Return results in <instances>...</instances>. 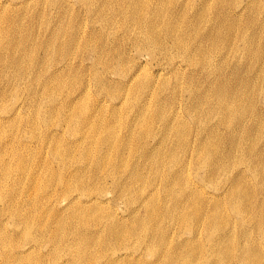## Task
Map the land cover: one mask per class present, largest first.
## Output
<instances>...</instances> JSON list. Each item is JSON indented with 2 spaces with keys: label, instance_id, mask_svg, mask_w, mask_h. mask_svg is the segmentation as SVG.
I'll return each instance as SVG.
<instances>
[{
  "label": "rangeland",
  "instance_id": "374dc122",
  "mask_svg": "<svg viewBox=\"0 0 264 264\" xmlns=\"http://www.w3.org/2000/svg\"><path fill=\"white\" fill-rule=\"evenodd\" d=\"M10 1L16 3V5H0V28H4L8 20L13 17L27 19L23 34L24 36L26 35L25 39H28L29 45L32 42H34L33 44L36 43L34 50H30L28 53V58L34 60L40 57L43 62L48 58V63L50 61H58L56 65L54 63H52L53 65L49 64L50 67L44 71L45 74L51 73L60 67L65 71V73L61 75L62 80L59 82L60 89L58 88V93L54 101L49 104H45L44 102L39 104L45 107L48 105V107L51 106V108H57L59 110L66 101V99L63 100L64 98L81 89L84 93L81 98L85 97L84 101L86 104L90 107L96 106V108H99V105L102 104L105 109L104 113L101 115L102 118H100L99 113V118L97 119L106 120V124L110 125L114 133V140L117 141L116 144L114 143L112 145L114 150L116 145L120 144L121 141L129 139L130 131L134 132L131 139L128 140L130 143L122 150L124 151L125 157H130L131 160H136L137 156H140L142 151L145 150L144 145L139 147L141 141H144V143L146 142V149H151L153 144L156 145L157 142L160 141L155 136L160 128L159 122L161 120L157 117L159 113H163L166 116L170 113L180 115L176 116L177 120L180 122H186V120H188L192 123L198 122L197 119H201V113L196 114L195 111H192V113L188 112L186 107H184L186 102L191 100L189 99L190 93L187 91L189 85L200 89L201 93L209 92V95H211L210 101L214 104L213 112H210V114H212L214 119L211 120L206 118V114L202 118V121L207 120L209 124L210 122L215 123L219 115L218 112H215L218 104L215 103L218 100L216 98V92L219 89L230 92L237 91L242 96H244V93L249 95L248 98L241 97L237 105L247 110L242 122L236 123L234 121V116L229 118L232 123L230 129H234L237 138H249L248 132H252L248 129L249 126L245 125V123L248 125L251 124L252 115L249 112L250 109L254 110L253 107L261 106L264 110V0H214L210 7L202 9V12L205 13L203 28L211 33L207 40V43H209L207 49L213 48L211 53L216 51L214 53V61L212 65H207L205 69L206 74L203 75V77L192 73L194 67L190 62H186L178 57L174 58L172 62L163 56L159 57V51L154 53L142 47L141 42L136 38L137 34L131 32L127 24L121 21V19H117L116 24L111 23V26H102L103 22L100 21L101 18H98L99 14L92 5L93 2L98 0ZM23 1H25V3H21ZM171 1V9L180 6L183 8L182 14H184L185 18L182 19V23L184 25L188 22V19H186L187 16L192 15L196 7H200L205 3L204 0ZM33 15L37 16L38 19L31 20L29 28L32 35H29L26 28L29 17ZM217 17H220V19L215 20ZM59 18H69V21L66 20L63 27L60 29V35H62V33L64 34V27H66L69 30L68 33L76 30V34H79L78 37L80 36L82 47L74 49L76 51L73 54H71L70 51L67 54L63 51L58 54H48L45 49L38 48L43 45H37V43L41 40L45 41L46 37L50 35L51 29L56 26L57 19ZM71 19L73 20L70 21ZM78 22L82 23L81 30L74 28ZM214 24L217 26L216 29H212ZM68 33L66 32L64 38L68 37ZM93 33L98 34L90 38V35ZM86 37L90 39L86 40ZM115 38H120V42L123 41V45L119 46L115 54L116 60L112 62L111 58H105L102 55L103 52H100L99 56L102 62L97 68L102 70V68L107 65L104 75L108 80H112V82H110L112 83V88H124L129 93L130 90L134 88L130 89V86H125L124 81H119L121 80L123 72L130 70L132 67L134 72L137 71V74H145L149 78L154 77L156 83L151 87L149 94L144 98L140 96V99H138L132 94L127 95V93H124L123 95L118 94L119 96L113 99L105 92H100L96 88L93 77L95 76L94 71L97 68L95 70H84L80 66L82 63L86 65L93 64L94 68L96 65L94 58L97 57L98 61L100 60L98 54L95 55L92 53V47H86L88 43L95 45L100 43L107 44L108 40L114 42ZM15 39H20V36H15ZM119 53L124 55V65H119L120 60L117 61ZM64 56L66 57L65 60L62 58ZM159 59L162 60L163 63H161L162 61L160 62ZM66 60L72 62L68 67L65 66ZM136 60H139L138 64H141L137 68L134 67ZM176 65L179 69H174ZM217 66L222 67L223 74L226 76L231 74L239 76V81L234 84H230L229 82L222 84L223 79L219 78L220 73H218V76L211 74V69L213 70V68ZM158 73H161L160 76H158ZM177 79L178 81L175 83ZM165 80H167L168 83L171 82L167 88H164L163 85ZM9 81L12 83V79ZM31 81L34 83L36 82L34 79H31ZM89 81H91V85L86 90L85 85ZM22 84L24 85L26 83L22 82ZM2 85L3 83L1 82L0 89ZM15 85L19 84L16 83ZM175 86H178V89L173 90ZM12 87H14V85ZM139 89L142 91V86ZM27 92L28 88L23 86L22 90L15 91L11 95H6L4 97L0 96V110L11 109L13 104L17 101V97L21 96L19 94H25ZM251 96H253V99H251ZM103 99H106V102L102 103L101 100ZM238 101L239 99L237 102ZM139 103H143L145 106L143 108L144 115L136 117V112L140 108ZM145 103H147V105ZM206 103L203 102L201 105L198 103L196 106L206 110L205 108L207 107L208 109L210 106L209 103ZM193 104H196L194 100ZM36 107L37 104L35 102L27 101L20 116H7L2 119L5 121V138H3L5 141H10L11 143L14 139V142H12L13 144L21 143L25 145L28 147V153L31 158L32 155L38 156L40 153L43 154V157L35 160V162L28 161L26 169L16 168L10 182L7 184L10 190H16L17 187H22L21 190L16 191L17 193L14 191L13 193L15 194L14 199L17 200L18 198L19 200V202H17L18 207L23 211V221H19L15 224L11 221L9 212L7 215L0 214V218L4 220L3 224L5 225V223H7L8 229L15 234L13 237H17L18 243L13 247L15 251L23 247L26 235H30V237L27 238H35L38 236L43 237L45 233L40 247L32 248V252L29 254L31 255L30 258L35 263H41L43 261L44 264H62L63 260L65 262H67V260H79L80 256L77 257L78 255H75L71 250L74 255V258L72 257L70 249L66 246L68 242H77L83 245L87 244L88 246L85 245L83 250L92 245V247H94L93 251L100 254L106 247V240L115 237V234L108 233L100 236L102 233L98 235L97 231L113 216L117 218V223L120 224L119 229L122 231V239L126 245V248L119 251V253L123 255L126 253L125 256L127 257L122 264H154V262L155 264H220V261L225 264H240L238 262L239 260L234 257H223L218 259L206 251L210 242L225 232L232 236V242L234 238L235 242L238 241L242 244L246 242L242 239V235L246 238L253 236L256 241L254 249L259 251L264 250V234H260L255 225H251L252 227L250 226L251 228L249 227L250 229L244 233L245 229L243 228V222L240 216L233 210V205L239 203V201L232 202L228 200L226 204L218 208V212H213L211 219L216 222V225L221 224V226L214 227H209L208 221H205L204 225L198 223L199 221H197V219L195 221L198 214L201 216L205 214L201 199L197 197H195L192 204L196 212H191L188 208H184V210L181 208L182 211L178 209H170L166 212L160 211L159 206H170L174 204L178 198L184 202L188 197L186 192L189 187H195L194 183L191 185L193 182L191 180L200 178L199 174L202 175L205 171L201 165L198 166L197 163L195 164V160L192 161V163H188V158H186L185 162L183 161L184 154L178 141L176 143L179 146L177 159H174L170 154L168 160L163 162L160 170L156 172L151 170V164L145 167L142 166L146 174V180L141 182L142 189L137 191L136 195L133 196L134 199L131 201L126 195L122 196L120 193H114L113 191L112 193L108 192L107 186H111V178L108 176L107 179L109 183H106L103 178V170L97 176H90L88 180L89 185L86 187V192L90 191L91 195H81L82 191L75 189L72 190V192L64 193L63 188L65 185L61 176L63 169L56 159H52V153L49 155L47 147L43 146L41 141L44 138V132L47 130V127L51 128L50 130H57L55 137H57L60 142L62 141V143H65V141H73L74 135L69 133V126L64 119V112H68V109L63 108L62 114L54 111L51 117L52 120L49 125H46L40 118H37L39 116L35 114ZM114 112H116V114H114ZM205 112L208 114L207 111ZM154 113L156 114L154 115ZM30 120L34 121L35 124H30ZM137 120L138 122H136ZM128 124L133 125L128 126ZM255 129L257 130H255L253 134L256 135L257 140L259 131L261 130L258 129V126ZM223 132H225V129L221 131V134L225 135L226 133L224 134ZM139 134L142 137H140ZM196 136L195 130L189 129L186 132L187 139L189 138L195 141ZM201 136L202 135H199L198 137ZM11 137L12 139L10 140ZM78 138H80V135H78ZM160 142H162V144L159 143L156 145L154 150L158 148L164 149L163 147H165L164 143H166V140ZM247 143L249 144V140H247ZM118 146L123 147L122 144ZM258 146H262V144ZM220 150L223 151L222 154H225L228 147L219 148V154ZM153 151L150 150L149 152ZM47 156L48 159H50L45 161ZM11 159L12 161L14 159L12 154L9 160ZM13 162L14 166H16V160ZM235 162L238 164L234 166L233 171L236 173L237 171H244L246 176L250 177L246 184L253 186L264 183L255 178L247 169L246 163H240V160L237 158H235ZM73 164L74 162L71 163V165ZM164 164L167 165L166 170H164ZM80 165H83L81 159L76 162L75 166H70L68 169H73ZM257 167L262 175H264V161L257 163ZM134 168L135 166L133 164L123 167L120 176L126 180V178L130 177ZM170 168L181 170L183 175L173 181V184H177V189L166 193L164 191L165 182L163 176L166 180V175ZM36 171L40 173L39 178L36 180L29 178L32 177V173ZM24 172H26V179H20V175ZM228 178L230 177L225 176L221 184L224 185L228 181ZM51 179L52 183L50 185L43 184V181L46 182ZM181 186L184 190L178 196L179 192L177 190L181 188ZM111 188L113 189L112 186ZM197 188V190L204 195L216 194L217 192L214 188L207 185H205V189L203 190H201L199 186H197ZM99 190L103 192L106 191L103 198H105V201H108V203H87V205H91V208L96 207L101 210L99 214L100 219L95 222L96 224H92L93 222L90 223L91 225H86V223L83 225H79L78 223L70 224L68 217V223L62 222L60 227H55L58 216L67 217L70 215V210L68 209L65 213H60V210L53 208H56V206L63 208L62 206L67 203L69 198L76 196H79V200L77 199L78 203H75L74 207L80 208V204L86 202L85 200H88L92 196L96 197L101 195L98 192ZM53 191L55 194H53L52 197L49 196V193L52 194ZM46 192L48 193L44 194ZM258 195L260 198L262 197L261 193ZM144 198H146V204L142 203L140 206H137ZM251 199H253V197H251ZM155 202H157V206H155V209L150 210L148 204L152 205ZM247 202L248 200L245 199L244 203ZM43 204L46 210L48 209V213L46 212L42 216L41 225L36 226L33 223V219L30 220V218L35 217L32 215L38 210V207H42ZM0 205L2 206V204ZM209 212H211V210H209ZM246 215L249 218L254 217L252 212H247ZM262 215L264 216V211ZM144 218H150V223L146 224ZM203 218L208 219V216L205 214ZM132 229H135V231ZM47 235L57 238L51 241L47 238ZM180 241L185 242L184 247L178 246ZM232 242L225 244L226 246L224 244L222 246H224V249L229 248V250H231ZM54 244H58L59 254L54 255ZM177 255L181 257H175L174 259L173 256ZM161 256H165L164 260H160ZM95 257L99 260L103 256L100 255ZM140 257H142V260ZM138 258H140V261H137ZM156 260H159V262ZM89 264L97 263L92 260ZM255 264H264V260L258 259V262Z\"/></svg>",
  "mask_w": 264,
  "mask_h": 264
},
{
  "label": "bare ground",
  "instance_id": "6f19581e",
  "mask_svg": "<svg viewBox=\"0 0 264 264\" xmlns=\"http://www.w3.org/2000/svg\"><path fill=\"white\" fill-rule=\"evenodd\" d=\"M204 1L205 3L200 7H196V10L192 15L187 16L186 19H188V22L186 25L182 23V19L185 18L184 14H182L183 8L180 6L171 9V0H98L93 2L92 5L99 14L98 18H101L100 21L103 22L102 26H111V23L116 24V20L121 19V21L127 24L131 32L137 34L136 38L141 42L142 47L154 53L159 51V57L163 56L172 62L176 57L186 62H190L194 67L192 73L203 77V75L206 74L205 69L207 68V65H212L214 61V53L216 52L214 51L211 53L213 48L207 49L209 45L207 40L211 33L203 28L205 13L202 12V9L210 7L214 0ZM21 3H25V1ZM10 4L16 5V3L11 2L10 0H0V5L9 6ZM33 19H38V17L35 15L29 17L26 28L29 35H32L29 25ZM219 19L220 17L215 18V20ZM66 20L69 21V18L57 19V24L51 29L50 35L46 37L45 41L41 40L37 43V45H43L38 47L39 49H45L48 54H58L62 51L66 54L70 51V53L73 54L76 51L74 49L82 47L80 36L78 37L79 34H76V30L68 33V28L64 27V34L62 33V35H60V29L63 27ZM72 20L73 19L70 21ZM26 22L27 19L25 18L13 17L8 20L7 25L4 28H0V83H3L0 89V96L4 97L6 95H11L15 91L22 90L23 86L28 88L27 93L19 94L21 96L17 97V101L13 104L11 109L0 110V204H2V206L0 205V214L7 215L9 212V217L15 224L19 221H23V211L18 207L17 202H19V200L18 198L17 200L14 199L15 194L13 193V191L17 193L16 191L21 190L22 187H17L16 190H10L9 185L7 184L10 182L12 174L16 168L26 169L28 161L35 162V160L43 157V154L40 153L38 156L32 155L31 158L28 153V147L21 143L13 144L12 142H14V139L11 143L10 141H5L3 139L5 138V121L2 119L7 116H20L23 112L25 103L27 101H33L37 104V107L35 108V114L39 116L37 118H40L46 125H49L52 120L51 117L54 111L62 114L63 108L68 109V112H64V119L69 126V133L74 135L73 141H65V143H62V141L60 142V140L55 137L57 130H50L51 128L49 127H47V130L44 132V138L41 141L42 145L47 147L49 155L52 153V159H56L63 169L61 176L65 185L63 188L64 193L72 192V190L75 189L81 190V195H91L90 191L86 192V187L89 185L88 180L90 176H97L103 170L104 181L109 183L107 177L109 176L111 178V186L113 189L108 185V192L112 193L113 191L114 193H120L122 196L126 195L131 201L134 199L133 196L136 195L137 191L142 189L141 182L146 180V174L144 168L142 169V166L145 167L148 164H151V170L156 172L157 170H160L163 162L168 160L170 154L174 159H177L179 146L176 143L178 141V144L181 145L180 147L183 150V161L185 162L186 158L189 160L188 163H192V161L195 160V164L197 163L198 166L201 165L205 171L202 175L199 174L200 178L191 180L193 181L191 185L194 183L196 188L189 187L186 192L188 197L184 202L178 198L174 204L170 206H159L160 211L162 210L163 212H166L170 209L181 210V208H183L184 210V208H188L191 212H196L194 211L192 204L195 197H197L201 199L208 219L203 218L205 214L203 216L198 214L195 221L197 219V221H199L198 223L203 225L205 224V221H208L209 227H214L221 226V224L216 225V222L211 219L213 212H218V208L226 204L228 200L232 202L239 201V203L233 205V210L238 216H240V219L243 222V228L245 229L244 233L255 225L259 233L264 234V216L262 215L264 211V183L253 186L248 185L246 182L250 177H247L244 171H237V173L233 171L234 166L238 164L235 162V158H237L240 160V163H246L247 169L257 180L264 182V175H262L257 167V163L264 161V110L261 106L253 107L255 111L250 109L249 112L252 115L251 124L248 125L244 122L245 125L249 126L248 129L252 131L248 132L249 138H237L234 129H230L232 127V123L229 120L231 116L235 117L234 121L236 123H241L245 118L247 110L237 105L239 104L241 97H249L247 93H244V96H242L237 91L230 92L219 89L216 92V98L218 100L215 102L218 103L215 112H218L219 115L215 123L210 122L209 124L207 120L202 121V118L206 114V118L211 120L214 119L212 114H210V112H213L214 104L210 101L211 95H209V92L201 93L200 89L189 85L187 91L190 93L189 99L191 100L186 102L184 107H186L188 112L192 113V111H195L196 114L201 113V119H197L198 122L192 123L188 120H186V122H180L176 118V116L180 115L170 113L166 116L165 114L158 112L159 114L157 117L161 121L159 122L160 128L155 136L160 141L166 140V143H164L166 148L163 147L164 149L158 148L154 150L156 145L159 143L162 144V142L159 141L156 145L153 144L151 149H146V142L144 143V141H141L139 147L144 145L145 150L142 151L140 156H137L136 160H131L130 157H125L124 151L122 150L128 145V143H130L128 140L131 139L134 132L130 131L129 139L121 141L120 144L116 145L114 150L112 145L114 143L116 144L117 141L114 140V133L111 130L110 125L106 124V120L97 119L99 118V113L100 118H102L101 115L104 113L105 109L102 104L99 105V108H96V106L90 107L86 104L84 101L85 97L81 98L84 94L81 89L64 98L63 100L66 99L64 105L67 107L63 105L59 110L57 108H51V106L48 107V105L45 107L39 104L41 102L49 104L54 101L58 93L57 90L60 86L59 82L62 80L61 75H63L65 71L60 67L51 73L45 74L44 71L50 67L49 64L54 63L56 65L58 64V61H50L48 63V58L44 62L40 57H37V59L34 60L28 58V53L30 50H34L36 43L33 44L34 42H32L29 45L28 39H25L26 35L24 36L23 29L25 28ZM216 27L217 26L214 24L212 29H216ZM74 28L81 30L82 23L78 22ZM66 32L68 33V37L64 38ZM97 34L98 33L91 34L90 38ZM17 35L20 36V39L18 40L15 39V36ZM90 38L86 37V40H89ZM119 39L115 38L114 42L108 40L107 44L100 43L95 45L88 43L86 47H92V53L95 55L98 54V56L100 52H103L102 55L105 58H111V61L114 62L116 60L115 54L117 53L119 46L123 45V41L120 42ZM65 56L62 57L64 60L66 58ZM99 58V61L97 57L94 58L96 62L94 68L93 64L86 65L85 63H82L80 66L84 70H95L102 62L100 56ZM119 60V65L125 64L124 55L120 53L117 61ZM159 61L161 62L162 60L159 59ZM65 63V66L67 67L72 64L70 60H66ZM138 63L139 60H136L134 67L137 68L141 65ZM161 63H163V61ZM105 67H103L102 70L97 68L94 71L95 76L93 78L96 88L100 92H105L113 99H115L116 96H119L118 94L123 95L124 93H127V95L132 94L138 99H140V96L141 98H144L149 94L151 87L156 83L154 77L149 78L145 74H137V71L134 72L131 67L130 70L122 73L121 80L119 81H124L125 86H130V89H134H129V93L124 88H112V83H110L112 80H108L104 75ZM174 69H179V67L176 65ZM218 73H220L219 78L223 79L222 84H225V82L234 84L240 79L239 76L234 74L229 76L224 75L221 66L214 67L213 70L211 69V74L218 76ZM160 74L161 73H158V76H160ZM10 79H12V83L9 81ZM31 79L36 80V82L34 83ZM177 81L178 79L175 80V83ZM22 82H25L26 84L23 85ZM16 83L19 85H15ZM170 84L171 82L168 83L167 80L163 82L164 88H167ZM13 85L14 87H12ZM90 85L91 81L85 85L86 90ZM141 86L142 91L139 89ZM176 89H178V86H175L173 90ZM238 99L239 101L237 102ZM251 99H253V96H251ZM193 100L196 104H193ZM101 101L104 103L106 102V99ZM203 102L210 104L208 109L206 107V110H204L196 106L198 103L201 105ZM145 104L147 105V103ZM139 106L140 108L136 112V117L144 115L143 108L145 106L143 103H139ZM205 111H207L208 114ZM114 114H116V112H114ZM155 114L156 113H154V115ZM136 122H138V120ZM30 124L34 125L35 122L30 120ZM131 125L133 124H128V126ZM257 126L261 131H259V136L256 140V135L253 133L257 130L255 129ZM189 129L193 131L195 130V135L197 134L195 141H192L189 138L187 139L186 132ZM223 129H225V132H223L224 134L226 133L225 135L221 134ZM78 135H80V138H78ZM199 135L202 136L198 137ZM11 139L12 137L10 140ZM247 140H249V144L247 143ZM121 144L123 147L118 146ZM259 144H262V146H258ZM223 147H228L227 152L222 154L223 151L220 150L219 154V148ZM150 150L154 151L149 152ZM11 154L14 157L13 161L16 160V166H14L12 159L9 160ZM49 159L47 156L45 161H48ZM79 159L83 161V165L68 169L70 166H75ZM72 162H74L73 165H71ZM130 164H133L135 168L132 170L130 177L125 180L120 176V172L123 167L129 166ZM166 167L167 165L164 164V170H166ZM39 175L40 173L36 171L33 172L31 175L32 177L29 178L36 180L39 178ZM182 175L183 172L181 170L170 168L167 172L166 180L163 176L165 182L164 191L166 193L175 191L177 189V184H173V181ZM225 176H229L230 178H228V181L222 185L221 183L224 181L223 179ZM21 178L26 179V172L20 175V179ZM51 181L52 179L46 182L43 181V184L50 185L52 183ZM205 185L214 188L217 191L216 194L204 195L197 190V186L201 187V190H203L205 189ZM183 190L182 186L181 188H178V196ZM98 192L101 195L96 197L92 196L88 200H85L86 202L80 204V208L74 207L75 203H78L77 199L79 200V196L69 198L67 203L62 206L63 208L58 206L53 208L60 210V213H65L68 209L70 210V215L67 217L58 216L55 227H60L62 222L68 223V217L70 224L78 223L79 225H83L86 223V225H91V222L94 224L98 221L100 219L99 214L101 213V210L96 207L91 208V205H87L88 202L108 203V201H105V198H103L106 191L103 192L99 190ZM47 193L48 192L44 194ZM260 193L262 194L261 198L258 195ZM50 194L51 193H49V196L52 197L55 192L53 191L52 194ZM251 197H253V199H251ZM245 199L248 200L247 203H244ZM145 200L146 198L142 199L137 206H140L142 203L146 204ZM148 205L150 206V210H152L157 206V202ZM209 210H211V212H209ZM47 211L48 209L46 210V207L43 204L42 207H38V210L32 215L35 217L30 218V220L33 219V223L36 226H40L43 219L42 216ZM247 212H252L254 217H247ZM144 219L146 220V224L150 223V218ZM3 221L4 220L0 218V263L44 264L43 261L41 263L33 262L30 258L31 255L29 254L32 252V248L40 247L45 233L43 237L38 236L35 238H27L30 237V235H26L23 247L15 251L13 247L18 243L17 237H13L15 234L8 229L7 223H5V225L3 224ZM119 226L120 224L117 223V218L113 216L102 225L100 230L97 231L98 235L102 233L100 236L108 233L115 234H113L115 237L106 240V247L100 254L93 251L94 247H92V245L83 250L85 245L88 246L87 244L83 245L77 242H68L66 246L70 249L72 257L74 258V252L75 255H78L77 257L80 256V259L67 260V262L63 260L62 264H89L92 260L97 264H122L127 257L125 256L126 253L124 255L119 253L121 249L126 248L122 239V231L119 229ZM132 230L135 231V229ZM47 238L53 241L57 237L47 235ZM242 239L246 241L244 244L239 243L238 241L235 242L234 238L232 242V236L225 232L217 238H214L207 246L206 251L218 259L223 257H234L239 260L238 262L240 264H255L258 262V259L264 260V250L259 251L254 249L256 241L253 236L246 238L242 235ZM229 242H232V249H224V246L222 245L228 244ZM178 246L184 247L185 242L180 241ZM71 250L73 252H71ZM56 254H59L58 244H54V255ZM94 255H102L103 257L98 260ZM173 257L175 259V257L180 258L181 256L177 255ZM140 258L142 260V257ZM140 258H138L137 261H140ZM164 258L165 256H161L160 260H164ZM156 261L159 262V260ZM220 264L225 263L220 261Z\"/></svg>",
  "mask_w": 264,
  "mask_h": 264
}]
</instances>
